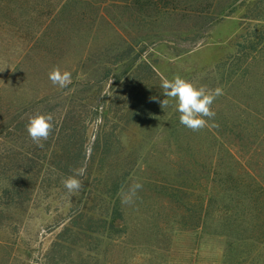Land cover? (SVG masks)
I'll use <instances>...</instances> for the list:
<instances>
[{"label":"rangeland","instance_id":"1","mask_svg":"<svg viewBox=\"0 0 264 264\" xmlns=\"http://www.w3.org/2000/svg\"><path fill=\"white\" fill-rule=\"evenodd\" d=\"M177 74L222 90L199 131L157 102ZM39 111L83 187L11 206L5 156L33 144L11 119ZM0 264H264V0H0Z\"/></svg>","mask_w":264,"mask_h":264},{"label":"trees","instance_id":"2","mask_svg":"<svg viewBox=\"0 0 264 264\" xmlns=\"http://www.w3.org/2000/svg\"><path fill=\"white\" fill-rule=\"evenodd\" d=\"M249 17L258 18L257 16ZM146 67L152 72L155 70L151 63H146ZM39 112L48 114L47 112ZM50 115L53 117L54 127L48 139L43 141L42 148L37 147L34 143L29 146L26 144L28 141L25 140V144H18V147H22L21 151L11 148L5 156L4 171H6V176L4 178L7 181L5 194L12 203L11 206L14 203L20 206L25 200H30L29 194L32 193L40 180L41 184L46 186L56 185L58 173L61 176H69L73 174L74 169L81 167L83 161L81 146L77 143L74 145L75 142L72 141L70 133L62 136L59 134L61 131L58 130L59 128L72 130L73 127L61 126L60 123L63 118ZM27 118L28 116L17 115L16 118L11 119L9 138L21 143L22 133L26 131Z\"/></svg>","mask_w":264,"mask_h":264},{"label":"clouds","instance_id":"3","mask_svg":"<svg viewBox=\"0 0 264 264\" xmlns=\"http://www.w3.org/2000/svg\"><path fill=\"white\" fill-rule=\"evenodd\" d=\"M48 78L53 85L61 89L66 88L72 82L71 72L62 71L59 67H53L48 73ZM160 87L163 95L168 99L157 102L161 104V107H167L169 100L174 101L175 110L179 113V122L186 128L194 132L199 131L208 126L209 120L214 119L215 112L211 109V105L219 95H222L221 89L209 90L205 87H196L178 74L174 75L172 79L165 78ZM52 120L53 117L50 114L37 112L28 115L25 128L37 147L42 148L43 141H46L52 133L54 127ZM85 173L86 167L81 166L74 169L72 175L62 179L61 182L68 193L75 194L83 187V183L78 177L84 176ZM141 188V183H134L128 192L123 194L122 203H134L133 197Z\"/></svg>","mask_w":264,"mask_h":264}]
</instances>
